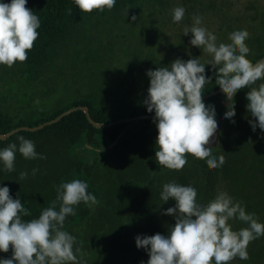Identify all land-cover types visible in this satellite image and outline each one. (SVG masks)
Returning a JSON list of instances; mask_svg holds the SVG:
<instances>
[{"label":"trees","instance_id":"1","mask_svg":"<svg viewBox=\"0 0 264 264\" xmlns=\"http://www.w3.org/2000/svg\"><path fill=\"white\" fill-rule=\"evenodd\" d=\"M10 2L4 0V3ZM145 3L159 10L166 2L116 0L111 10L83 13L72 0H27L26 7L40 18L39 36L25 62H16L12 67L0 65L1 132L7 134L20 127H38L78 106L89 107L98 123L154 115L148 113L144 105L148 89L136 93L131 84L124 82L126 79L116 80L115 98H109L108 93L86 95L78 83L86 71V61H107L115 55V43L103 47L99 38L90 37V26L102 37V28L114 27L108 24L112 13H119L116 23L119 18L127 22L136 17L148 24L146 16L140 14ZM250 8L247 11L252 24L247 28L241 27L246 17H233L235 23L243 19L240 25L233 26L224 23L226 17L221 15L223 30L227 27L221 38L231 42V32L247 30L250 35L246 44L250 53L246 58L255 64L264 57V12H254V4ZM137 56L142 58L146 53H134V57ZM205 67L212 78L204 89L206 95L221 88L217 83L218 68L211 64ZM261 82L264 81H257V85ZM247 91H239L233 99L235 123L225 119L219 144L213 150L217 157L225 153V163L220 168H212L206 158L188 152V162L183 169H167L155 159L158 131L153 119L98 129L84 112L78 111L42 131H22L7 141L0 140V149H3L12 143L19 146V137L23 136L33 141L36 151L46 157L30 160L17 152L14 171H6L0 164V186L9 187L10 195L19 198L30 210L31 215L22 216L28 221L38 218L44 208L51 206L59 184L73 179L85 181L97 203L76 206V214L66 217L63 228L76 237L74 252L79 249L76 255L82 264H147V251L137 249L135 237L169 234L179 210L171 216L164 215L176 201L165 203L160 193L165 183L173 181L195 185L199 190L198 199L204 204L214 199L218 191H227L247 213L264 223V132L259 128L253 132L249 124V120L255 118L246 108ZM60 94L62 96L58 97ZM62 99L69 100L49 110L51 103ZM205 101L215 103L217 119L222 117L226 94ZM33 169H38L35 175ZM21 172L28 173L25 179H20ZM230 223L234 231L247 227L238 219ZM247 251L248 260L236 258L229 264H264V236L250 242Z\"/></svg>","mask_w":264,"mask_h":264},{"label":"clouds","instance_id":"2","mask_svg":"<svg viewBox=\"0 0 264 264\" xmlns=\"http://www.w3.org/2000/svg\"><path fill=\"white\" fill-rule=\"evenodd\" d=\"M83 13L94 10H111L116 0H72ZM27 0H0V65L12 67L25 62L28 51L38 39L40 18L26 7ZM185 8L172 11L174 23L182 21ZM71 14V10H69ZM136 17H132L134 21ZM202 18L193 17V25L185 27L189 43L213 54L209 63L218 68L217 83L226 93L228 110L224 118L235 123L234 94L248 89L246 108L254 120H249L253 130L264 132V60L252 63L246 57L250 49L246 44L249 33L237 29L230 33L231 42L220 41L214 32L201 27ZM150 84L144 100L148 113H154L153 122L158 131L155 159L159 165L179 171L188 162L186 153L206 158L212 168L225 163V153L218 157L211 146V138L219 128L215 103L208 104L204 89L212 78L200 57L187 61L176 59L170 65L146 72ZM206 144L208 146H206ZM25 159H46L36 151L33 141L19 137V146L9 144L0 149V164L12 172L16 154ZM38 169H33L35 175ZM20 173V179L27 177ZM2 184V183H0ZM88 184L80 179L62 182L56 188L57 197L51 206L44 208L38 218L28 221L22 216L31 212L19 198L10 195L7 186H0V252L7 253L11 246L12 257L0 258V264H82L74 252L76 237L63 230L66 217L76 214L81 203L95 205V195ZM198 188L193 184L176 182L162 186L160 199L165 203L176 201L164 215L175 217L169 234L135 237L137 249L147 251V264H229L232 260H248L250 242L264 236V223L252 213H247L241 203L234 201L227 191H218L209 203L198 199ZM57 202L59 207L57 208ZM238 219L247 225L234 231L230 221Z\"/></svg>","mask_w":264,"mask_h":264},{"label":"rangeland","instance_id":"3","mask_svg":"<svg viewBox=\"0 0 264 264\" xmlns=\"http://www.w3.org/2000/svg\"><path fill=\"white\" fill-rule=\"evenodd\" d=\"M200 1L201 3L191 0H165V6L159 10L145 3L140 8V14L146 16L145 22L148 24H143L140 18H136L134 21L131 19L127 22L119 18L117 19L118 23H116L119 13L111 12L108 24L114 25V27L102 28V37H98L101 33L91 25L90 37L99 38V41L104 43L103 47L107 46L108 43H115L113 46L115 55L107 61H86L84 67L86 71L82 75V81H78L82 85L84 93L86 95L108 93L109 98H115L117 93H114L113 90L117 79H126L127 81H124L126 84H131L136 93H141L144 92V89H148L150 84L146 76L148 70L168 66L176 59L187 61L191 58L200 57L201 63L210 64L209 61L212 60L213 54L205 53L203 48L199 49L192 46L189 43L192 39L191 33L187 36L183 35L185 27L190 28L193 25V17H201L200 26L216 33L219 43L220 41L229 42L225 38H221L223 37L221 36L222 32L227 31V27H224V30L222 27L224 21L221 17L222 14L226 17L224 23L229 22L233 26L240 25L239 22L243 20H237L239 22L235 23L233 17L236 19L246 17L241 27L247 28L252 24L248 16L251 4L256 6L255 9L253 8L254 12H264V0ZM176 7H183L186 10L182 21L179 23H174L172 19V11ZM123 16L128 17L127 14ZM142 52L146 53L145 57H134V53L142 54ZM108 69L111 70L108 71ZM127 76L128 78H126ZM103 88L109 91H104ZM60 96L62 95L60 94L58 97ZM62 100L51 103L48 107L49 110L62 106L69 99ZM12 255V251L0 252V258L9 259Z\"/></svg>","mask_w":264,"mask_h":264},{"label":"water","instance_id":"4","mask_svg":"<svg viewBox=\"0 0 264 264\" xmlns=\"http://www.w3.org/2000/svg\"><path fill=\"white\" fill-rule=\"evenodd\" d=\"M261 60H264V57L262 59H260L259 61ZM257 63V62H256ZM222 94H226L224 92V90L222 89H219L217 91H214L212 93H209V94H206L204 96V99L205 100H208L210 98H213V97H216V96H219V95H222ZM238 93L234 94V97L233 99L236 97ZM228 103L229 101L226 100L225 102V107H226V110L225 112L228 110ZM78 111H82L84 112L86 115H87V118L89 120V122L95 127V128H98V129H101L103 127H106V128H111L117 124H122V123H137L139 121H143V120H151L153 119L154 115H141V116H136V117H132V118H126V119H120L116 122H112V123H98L96 122L92 115H91V112H90V108L87 107V106H78V107H74L64 113H62L60 116H58L57 118L51 120V121H48L38 127H29V126H25V127H20V128H17L7 134H3L0 130V140L1 141H7L9 138L13 137L14 135H16L17 133H20L22 131H28V132H32V133H36V132H39V131H42L43 129H45L46 127H49V126H53L55 124H58L59 122H61L65 117L75 113V112H78ZM224 112V114H225ZM224 114L222 115V117H220L218 119L219 121V128L217 129V132L214 133L213 137L211 138V146L213 148H216L219 144V141H220V135H221V132L223 130V125H224V121H225V118H224ZM114 145L110 146L108 149H111ZM206 146H208L206 144Z\"/></svg>","mask_w":264,"mask_h":264}]
</instances>
